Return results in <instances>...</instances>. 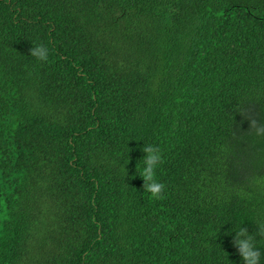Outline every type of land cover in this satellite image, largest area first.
<instances>
[{"label":"trees","instance_id":"obj_1","mask_svg":"<svg viewBox=\"0 0 264 264\" xmlns=\"http://www.w3.org/2000/svg\"><path fill=\"white\" fill-rule=\"evenodd\" d=\"M251 119L264 0H0V264H264Z\"/></svg>","mask_w":264,"mask_h":264},{"label":"clouds","instance_id":"obj_2","mask_svg":"<svg viewBox=\"0 0 264 264\" xmlns=\"http://www.w3.org/2000/svg\"><path fill=\"white\" fill-rule=\"evenodd\" d=\"M29 52L39 61L48 60L49 50L43 44L31 47ZM248 124L255 130L257 136L264 135V125H258L255 119L249 120ZM142 151L145 155L139 176L143 179V190L150 193L154 199H163L165 185L156 179V169L163 163L162 151L158 146L151 144L144 146ZM258 234L264 236V225L259 226ZM254 241L255 237L249 235L245 228H239L236 231L232 243L237 248L243 264H259L260 251L255 247Z\"/></svg>","mask_w":264,"mask_h":264}]
</instances>
